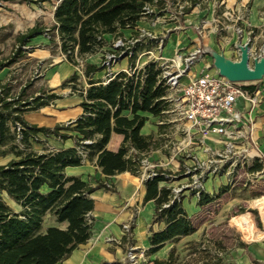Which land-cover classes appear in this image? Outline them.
I'll use <instances>...</instances> for the list:
<instances>
[{
  "label": "trees",
  "instance_id": "1",
  "mask_svg": "<svg viewBox=\"0 0 264 264\" xmlns=\"http://www.w3.org/2000/svg\"><path fill=\"white\" fill-rule=\"evenodd\" d=\"M171 1L173 7L177 6L176 0ZM188 1L189 5H183L182 13H189L201 0ZM146 5L155 6L156 11L145 12ZM165 8L166 0H59L53 10L54 23L48 29L51 31L49 36L58 39L67 61L76 64L75 55L84 59L86 55L97 52L106 42L105 34L122 37V29L134 28L141 17L161 15ZM42 31L40 26L33 25L16 37L17 44H26L29 38ZM141 48L142 45H137L133 55L127 59L128 67L134 66L136 51ZM24 56L20 50L10 52L0 61V68L10 66ZM100 70V64H83V73L89 84L80 102L83 114L74 121L56 124L50 129L29 124L24 120L23 113L47 104L49 98L58 95L48 94L43 89L31 103H22L27 99L31 82L18 95L10 91L8 84H0V155L10 152L15 156L0 164V191L21 206L18 212H14L0 198V264H56L91 237L93 199L90 194L104 183L98 181L92 186L78 177L66 176V166L80 165L84 158L95 156V164L105 175L122 171L136 174L140 159L150 150L161 147L160 136L140 133L146 120L140 112L161 115L168 107L164 98L167 88L156 63L148 61L132 75L120 71L105 84L101 79L92 77ZM77 77L74 71L62 85L73 82L74 88ZM123 110H129L131 118L121 114ZM15 123L21 126L19 131ZM61 130L76 132L75 147L45 148L42 152L30 148V139L40 141L39 132L45 135L51 133L62 140L73 136ZM111 132L123 134L122 144L116 152L105 148ZM86 139L90 142L84 143ZM130 148L134 151L128 154ZM79 150L85 153L84 157ZM163 180V175L144 179L143 200L153 199L155 203L152 221L164 223L161 230L151 231L148 236L149 247L144 250L145 256L160 250L165 242L195 230L183 207L182 197L172 198L169 187L158 186ZM43 185L47 187L45 192L40 190ZM225 189L226 185H223L219 193ZM216 196L200 191L195 204L203 206ZM253 202L261 215L263 230L253 228L248 213L236 219L247 230L248 239L258 240L264 234V197ZM47 213L54 215L58 222L66 221V227L48 226L41 231L42 219ZM122 240L125 242V237ZM240 244L246 246L244 242ZM149 262L181 264L174 248L168 251L165 258L153 257ZM100 264L130 263L114 260ZM204 264H223V261L215 259Z\"/></svg>",
  "mask_w": 264,
  "mask_h": 264
},
{
  "label": "crops",
  "instance_id": "2",
  "mask_svg": "<svg viewBox=\"0 0 264 264\" xmlns=\"http://www.w3.org/2000/svg\"><path fill=\"white\" fill-rule=\"evenodd\" d=\"M176 2L178 3L179 0H176ZM213 2H219L217 4L219 8L217 9L218 11L214 9L215 14L212 18H221L222 24H227V27L222 29L219 24H215V26L211 27L208 31L209 35L207 36L197 31L194 33V37L192 36L191 44H188L189 41L186 38L187 34L189 35L190 32L184 25L165 23L156 27L155 23H152L151 25L146 20H141L145 19V17H141L137 21L134 28L122 29V36L129 37L135 35L137 31L141 30H151L156 34L158 28H162L164 31H160L159 35L156 36L160 37L165 35L164 44L161 49V53L164 57L172 56L175 51H181L180 53L184 54L197 46L209 44L215 49H222L227 56L236 59L238 58V53L235 49V43L239 40L241 42L247 41V37L249 36L247 35V32L249 29H252L253 32V35L251 36V49L256 51L260 45L264 44V0H213ZM225 9H230L232 11L234 15L232 20L225 21L221 17L222 12ZM183 21H185V19ZM234 26H240L243 29L241 37L234 31ZM40 28L43 31L29 38L26 44H37V42L45 43L48 41L42 36H46L44 33L45 29L41 26ZM27 29L19 32L16 37L25 33ZM174 32L177 34L176 37H178V39L173 46H170L167 41L171 36H174ZM169 34L170 36L168 37ZM104 37L106 40L105 44L94 54L86 55L84 63L99 64L101 54L109 47L110 40L113 36L105 34ZM205 38H207V40ZM150 45L151 43H148L146 47H149ZM49 46L50 45L46 46L43 44L41 45L42 48H35L32 50L30 55L32 57L38 56V58L44 60L46 58H51L50 51L48 49ZM226 50L229 51L227 52ZM87 56H90L89 59H86ZM122 66H127L126 60L121 61L118 65H114L113 68L119 69ZM8 67L9 66H4L2 68L6 69ZM74 71L75 65L67 60H62L55 64H49V66L45 69L43 76L32 84L34 87L33 92H39L44 89L48 92V94L55 93L58 96L49 98L47 104L24 112L23 118L26 122L50 129L56 124H67L74 121L83 114V108L80 106V102L84 98L83 94H80L79 92H68V88L72 87L73 82H67L66 85H62V82L66 80ZM103 76V70L97 71L92 75L93 78H99L101 80H103ZM3 83L6 82L0 77V84ZM246 84L247 88L258 93L259 101L253 108L250 109L247 101L238 99L236 107L242 111L245 118H251L250 135L257 144L259 150L264 152V76L259 81H249ZM79 85H89L85 76L84 78L79 79ZM121 114L126 115L128 118H131L132 116L129 110H123ZM140 114L146 117V120L140 129V133L153 134L154 137L160 136L162 133V126L158 125L160 124V121L154 123L153 117L161 115H152L148 112H140ZM61 131L72 134L73 136L62 140L51 133L45 135L39 132L38 136L40 141L30 139V148L33 151L42 152L45 148L56 149L75 147L76 142L74 135H76V132L70 130ZM122 140L123 134L111 132L105 148L109 151L116 152L122 144ZM1 148L2 147H0V149ZM133 151L134 149L130 148L128 150V154H131ZM175 157L176 160H174L171 155L167 156L166 152L162 150L161 145L160 148L150 150L142 158L147 159L148 161L157 162L162 169L174 172L177 169L181 170L184 163L183 158L180 156ZM12 158H15V156L10 152L5 155H0V164H5ZM177 159L181 160V163H178ZM95 161V156H92L91 159L84 158L80 165L66 166L64 169V174L66 176L78 177L92 186L96 185L98 181H101L104 183V186L95 188L90 194V197L93 199V209L90 211V217L93 219L91 237L85 244L75 248L66 259L61 262H57L56 264H100L102 262H111L114 260L123 261V257L121 255L122 243L132 242V239L135 238L137 239L136 245L138 241H140L143 248H145L144 244H148L149 247L148 236L151 231L161 230L164 227L163 222L152 221V217L155 212V203L153 199L147 201L143 200L145 185L144 179L141 177L143 169L140 165L136 174L129 171H122L112 175H105L95 164ZM215 179L217 180L219 178ZM215 179H209L208 181ZM177 183L178 180L170 182L163 180L159 181L158 186L170 187L176 185ZM40 190L45 192L47 191V187L43 185ZM3 195L5 197H3ZM181 197L183 207L187 212L183 203L184 196L181 195ZM0 198L14 212H18L21 209V206L11 199L4 191H0ZM196 199L197 198H194V202H196ZM45 215L50 216V222L45 226V228L48 226H56L63 229L66 227V221L58 222L55 220L54 215L49 213ZM124 223H130L131 233L129 236L124 234L122 231V225ZM151 224L152 229L148 228V231L144 232L145 227L150 226ZM153 224L156 226L153 227ZM44 229H41V231H44ZM123 237L126 239L125 242L122 240ZM136 247L140 246L137 245ZM91 261L93 263H91ZM232 261L233 264H264V241L259 242L258 244H246L245 247L240 248L238 252L234 253Z\"/></svg>",
  "mask_w": 264,
  "mask_h": 264
},
{
  "label": "built area",
  "instance_id": "3",
  "mask_svg": "<svg viewBox=\"0 0 264 264\" xmlns=\"http://www.w3.org/2000/svg\"><path fill=\"white\" fill-rule=\"evenodd\" d=\"M169 7H173L172 1L166 0V8L161 17L167 14ZM144 8L147 13L156 11L155 6L146 5ZM182 8L183 5L177 4L178 13L182 12ZM158 15H155L156 18H159ZM221 17L228 21L232 20L234 15L230 9H225ZM212 20L222 29L227 27V24H222L219 17H213ZM234 31L240 37L243 34L240 26H234ZM247 35H249L247 42L250 43L249 62H251L253 56L264 53V44L253 51L251 49L252 29H249ZM164 38L165 35L157 37L147 30L137 31L135 35L129 37H112L109 47L101 54L99 61L104 71L103 84L114 78L120 71L132 75L146 62H155L167 88L164 98L168 107L162 113L174 112L177 119L182 121L181 139L177 142L174 151L175 156L187 158V160L183 158L182 169L174 172L166 171L157 162L142 158L140 160V167L143 169L142 178L163 175L167 182L178 180L176 185L169 187L172 198L175 199H179L184 192L191 193L197 198L200 191H206V181L215 178H223L224 185L231 187L236 184H240L243 188L256 187L261 180H264V152L259 150L250 135L251 118H245L242 111L236 107V103L238 99H243L247 101L251 109L259 101L258 93L247 88V82L229 81L219 75L212 65L211 57L203 51V45L184 54L175 51L172 56L164 57L161 53ZM148 43L151 45L146 47ZM137 45H142V48L136 51L134 66L130 68L127 65L114 69V65L120 64L123 60L127 61L133 55ZM235 49L238 53L236 43ZM16 50H20L24 55H29L31 52L26 44L15 43L11 52ZM61 55L66 60V53L61 52ZM143 56L145 59L140 61ZM75 59V72L78 77L75 87H69L68 92L85 94L89 85H79V79L84 78V59L76 55ZM20 60L22 58L16 62ZM198 62L202 63L201 67H197ZM210 68H214L213 74L209 73ZM43 73L42 61L36 60L31 72L24 81L19 83L15 94H19L28 80L29 82L35 80L43 76ZM7 81L11 79L8 78ZM38 94L39 92L29 93L22 103L24 101L31 103L33 97ZM15 125L16 130L19 131L21 128L19 123ZM17 137L20 138L19 135ZM83 142L89 143L90 140L86 139ZM79 153L82 157L85 156L82 150H79ZM122 231L129 236L130 223H124ZM135 250L136 247L131 243L126 260L130 264L137 263Z\"/></svg>",
  "mask_w": 264,
  "mask_h": 264
},
{
  "label": "rangeland",
  "instance_id": "4",
  "mask_svg": "<svg viewBox=\"0 0 264 264\" xmlns=\"http://www.w3.org/2000/svg\"><path fill=\"white\" fill-rule=\"evenodd\" d=\"M57 2L58 0H43L40 2H30L28 0H0V61L4 60L11 52L13 45L17 43L15 38L16 35L34 24H38L45 29L44 33L47 38L45 35L42 36L48 41L45 40V43L37 42V44L27 43L26 45L30 47L31 51L35 48H42L41 45L43 44L46 46L50 45L48 49L51 58H46L44 60L38 58V56L32 57L29 54L25 55L22 60L14 63L8 68L0 69V77L5 80L6 84L11 86L10 91L13 93L17 91L19 83L24 81L31 72L32 65L36 60L42 61L43 71H45L49 64H55L65 60L61 55L58 39L56 37L50 38L49 35H51V31L48 30L54 23L53 10ZM218 3L219 2H213V0H201L199 5H196L189 13L185 14L182 12L178 13L177 6L175 5L174 7H169V11L164 17L158 15L159 18L152 16L151 18L145 17V19L141 20H146L151 25L155 23L156 27L165 23L184 25L190 32L189 35L187 34L186 38L189 41L188 44H191V39L192 36L194 37L195 32L200 31L203 35L207 36L209 35L208 31L211 27L215 26L212 16L215 14L214 9L218 11ZM177 4L187 6L189 5V1L179 0ZM184 19L185 21H183ZM159 29L160 28H158V31L155 30L157 31L156 34L154 31H150L152 34L159 35L160 31H164L162 28ZM173 35L174 36H171L167 41L170 46H173L178 39L175 32ZM207 38L205 39L207 40ZM226 51L228 52L229 50ZM89 57L90 56H87L86 59H89ZM144 59L145 56L141 57L140 61ZM201 66L202 63L198 62L197 67ZM214 71V68L209 69L210 74H213ZM41 77L42 76L32 81L30 80L31 85L27 90L28 93L34 91L32 84ZM8 78H10L11 81H7ZM153 120L154 123L163 121L158 124L162 126V133L160 135L162 150L166 152L167 156L171 155L174 160H176L174 151L177 142L181 139L180 127L182 121L178 120L175 113L171 111L163 113L161 116H154ZM181 158L187 160V158L183 156ZM177 161L181 163V160L177 159ZM223 181V179L219 178L206 182V191L217 196L213 201L203 206H197L195 204V197L191 193H182L184 196L183 203L195 229L192 233L165 242L160 250L149 256L144 255V250L148 247V244H144L145 248H143L141 242L138 241L137 245L140 247H136L137 239L133 238V243L125 242L121 244L122 260H127L128 248L132 243L136 247L135 254L137 263L139 264H150L149 260L153 257L165 258L171 248L175 249L181 264H204L206 261L211 262L215 259H221L223 264H233V255L242 248L241 242L252 245L264 241V234L258 240L248 239L246 237L247 230L242 227L236 219L239 215L248 213L253 228L263 230L261 215L253 201L264 197V180H261L256 187L250 188H243L240 184H236L232 187L226 185V189L222 193H219V190L224 185ZM3 197L5 196L3 195ZM49 222L50 216L45 215L41 229H44ZM154 226L156 225L153 224V227ZM148 228L152 229V224L146 226L144 232H147ZM91 263L93 262L91 261Z\"/></svg>",
  "mask_w": 264,
  "mask_h": 264
},
{
  "label": "water",
  "instance_id": "5",
  "mask_svg": "<svg viewBox=\"0 0 264 264\" xmlns=\"http://www.w3.org/2000/svg\"><path fill=\"white\" fill-rule=\"evenodd\" d=\"M238 58L233 59L216 50L211 45H203V51L212 59V65L218 74L229 81L249 82L261 80L264 76V53L253 56L249 62L250 43L240 40L236 42Z\"/></svg>",
  "mask_w": 264,
  "mask_h": 264
}]
</instances>
